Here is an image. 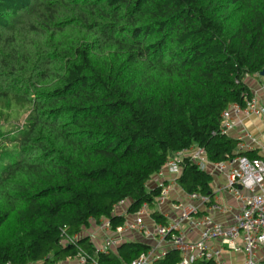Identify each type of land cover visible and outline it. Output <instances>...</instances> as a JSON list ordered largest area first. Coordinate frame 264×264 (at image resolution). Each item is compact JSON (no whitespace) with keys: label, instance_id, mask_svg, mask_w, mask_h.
<instances>
[{"label":"trees","instance_id":"trees-1","mask_svg":"<svg viewBox=\"0 0 264 264\" xmlns=\"http://www.w3.org/2000/svg\"><path fill=\"white\" fill-rule=\"evenodd\" d=\"M263 68L264 0H0V264L145 252L64 240L92 221L122 225L120 201L127 215L154 207L148 182L174 151L231 157L220 114ZM210 180L186 159L177 183L211 195ZM178 259L171 249L152 264Z\"/></svg>","mask_w":264,"mask_h":264},{"label":"built area","instance_id":"built-area-1","mask_svg":"<svg viewBox=\"0 0 264 264\" xmlns=\"http://www.w3.org/2000/svg\"><path fill=\"white\" fill-rule=\"evenodd\" d=\"M260 91L261 96L253 94L243 104L230 103L220 114L219 133L235 141L231 157L212 161L203 147L193 144L172 152L152 176L154 182L151 184L152 178L149 180L147 186L159 190L154 197L155 206L168 204V209L161 214L163 223L154 220L148 205L142 204L133 215L119 212L125 218L115 229H111L106 219L99 223L92 221L96 227L94 232L86 234L83 228L81 233L64 242L74 243L87 237L95 252L107 254L126 241L127 233L135 232L148 249L124 264H152L163 259L171 249L179 255L175 264H193L200 260L230 264L238 253L243 256L240 264H264V149H259L261 144L243 127L244 120L250 116L259 117L264 125V77ZM235 130L237 134L232 136ZM255 149H259L258 157L243 154ZM186 159L211 177V195L186 193L180 188L177 178ZM223 194L232 202L222 203ZM125 205V201H120L115 212L120 208L125 210ZM69 259L75 264H97L81 249L74 257L55 264H67Z\"/></svg>","mask_w":264,"mask_h":264},{"label":"crops","instance_id":"crops-1","mask_svg":"<svg viewBox=\"0 0 264 264\" xmlns=\"http://www.w3.org/2000/svg\"><path fill=\"white\" fill-rule=\"evenodd\" d=\"M247 84L248 87L251 91V95L255 94L258 96H261V91H260V83L262 82V77L260 76H251L247 79ZM243 127L253 136L255 137L258 142L261 144L259 146V149H264V125L262 124L261 120L259 117H254V116H250L248 118H246L244 120L243 123ZM237 134V130L233 131L231 133L232 136ZM255 146V145H254ZM258 150H254L256 153H258ZM155 177H152V179L150 180V183L152 184L154 182ZM220 200L222 201V203H231L232 199L226 195L223 194V196H220ZM168 209V204L162 205V206H154L153 208H149V212H152V210H156L159 214H162ZM119 212L124 213L125 210L120 208L116 210V213L118 214ZM161 215V216H162ZM163 217V216H162ZM95 223H90V225L88 227H86V229L84 230L86 234L92 233L96 230V227L94 225ZM183 229L185 230L186 227L183 226ZM126 241H140L141 236L138 233H133V232H129L127 233V235L124 236ZM98 241L101 240V235H98L97 238ZM242 254L238 253L236 254V256H233L230 264H240L242 261ZM68 264H75L74 261L69 262Z\"/></svg>","mask_w":264,"mask_h":264},{"label":"rangeland","instance_id":"rangeland-1","mask_svg":"<svg viewBox=\"0 0 264 264\" xmlns=\"http://www.w3.org/2000/svg\"><path fill=\"white\" fill-rule=\"evenodd\" d=\"M249 77H251V76H249ZM6 122V121H5ZM5 122H3V121H0V123L2 124V126H6V124H5ZM151 208H153V207H151ZM73 259H69V262H71ZM68 264V263H67Z\"/></svg>","mask_w":264,"mask_h":264},{"label":"water","instance_id":"water-1","mask_svg":"<svg viewBox=\"0 0 264 264\" xmlns=\"http://www.w3.org/2000/svg\"><path fill=\"white\" fill-rule=\"evenodd\" d=\"M259 75H260L261 77H264V68L259 72Z\"/></svg>","mask_w":264,"mask_h":264}]
</instances>
